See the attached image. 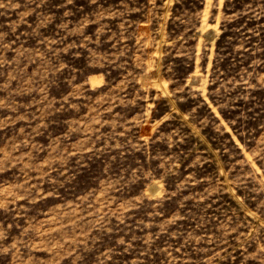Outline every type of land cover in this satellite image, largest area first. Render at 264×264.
Returning <instances> with one entry per match:
<instances>
[{"label": "rangeland", "instance_id": "1", "mask_svg": "<svg viewBox=\"0 0 264 264\" xmlns=\"http://www.w3.org/2000/svg\"><path fill=\"white\" fill-rule=\"evenodd\" d=\"M0 264H264V0H0Z\"/></svg>", "mask_w": 264, "mask_h": 264}]
</instances>
